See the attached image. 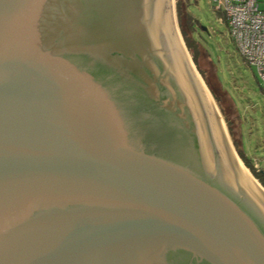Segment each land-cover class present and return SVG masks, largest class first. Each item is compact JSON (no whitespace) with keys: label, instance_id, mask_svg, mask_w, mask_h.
<instances>
[{"label":"water","instance_id":"95a60500","mask_svg":"<svg viewBox=\"0 0 264 264\" xmlns=\"http://www.w3.org/2000/svg\"><path fill=\"white\" fill-rule=\"evenodd\" d=\"M159 6L0 0V264H264Z\"/></svg>","mask_w":264,"mask_h":264},{"label":"rangeland","instance_id":"374dc122","mask_svg":"<svg viewBox=\"0 0 264 264\" xmlns=\"http://www.w3.org/2000/svg\"><path fill=\"white\" fill-rule=\"evenodd\" d=\"M173 2V30L176 33L177 39L182 40L181 42L183 43L181 44L180 42L182 47L181 55L183 63H185L184 67L186 68L184 76L186 73L190 75L191 67L187 63V60H185L183 51L188 56L189 61L191 60L192 70L198 78L200 85L204 87V90L206 89V93L209 94L215 109H217L218 128H220L222 133V138L219 137L220 142H225L227 145V152L225 151V147L222 149L223 153H221L224 154L222 157L229 164L232 161L231 158H233L237 165L236 169L240 174H245L246 170L256 185L259 184L264 189L240 159L233 136V133H236V137L239 140L240 133L236 129L237 126L235 127L234 125V123L237 125L239 123L236 113L233 112L234 103L239 115V121H241L242 149L244 154L253 165L264 171V92L257 78L256 71L249 67L240 55L230 37L226 17L222 11L215 9L213 0H190L187 4L188 14L200 23V30L197 31L196 35L194 34L191 37L192 46H194L196 58L198 59V69L192 58V52L188 49L182 34L184 24L182 20L180 21L177 12V0ZM196 42H199L201 47L209 53L210 58L205 53L202 52V54H205L202 56L198 52ZM199 70H204V75ZM215 74L218 76L221 87L225 92L221 91L220 83ZM207 79L212 82L218 91L215 90L218 93L216 94L219 95V102L215 97L216 94L214 95L211 91ZM196 108L198 111L201 110L199 102L196 103ZM202 115L204 119L205 113ZM227 117H229V120ZM211 120L214 124L212 118ZM228 121L231 122H229L230 125Z\"/></svg>","mask_w":264,"mask_h":264},{"label":"bare ground","instance_id":"6f19581e","mask_svg":"<svg viewBox=\"0 0 264 264\" xmlns=\"http://www.w3.org/2000/svg\"><path fill=\"white\" fill-rule=\"evenodd\" d=\"M173 1L174 0H160L159 18H160L161 24H162L163 29H164V33H165V37H166V41H167V45H168V49L170 52V56H171V60H172L174 70L177 74V77H178L180 83L182 84V86L186 90L189 98L195 104L197 102H199V104H201V110H199V111L197 110L198 114H199L200 118L202 119V121L204 120L203 115H202L203 113H205V116L208 118V121H209L208 123L210 124L209 125L210 131L212 132L211 134L213 135L214 141L216 142L219 150L223 153L222 149L225 147L226 148L225 151L227 152L226 143L222 142V141L220 142V138H222V133H221L220 128H218L219 122H217L218 121L217 120L218 114H216L217 109H215L214 104H213L212 99L210 98L209 94L206 93V91H205L206 89L204 90V87L200 85L198 78L196 77V75L194 74V71L192 70L193 66L190 63L191 60L189 61L188 56H186V54H184V51H183L182 52L183 56L185 57V60H187V63H189V65L191 67L190 75L186 73V75L184 76V71H186V68L184 67L185 63H183V57L181 55L182 47L180 45V42L182 40L177 39L176 33L173 30V16H174V14H173V6H174L173 3L174 2ZM181 44H183V43L181 42ZM190 80H191V82H190ZM188 81H189V83H188ZM206 95H207V97H206ZM211 118L213 119L214 124L212 123ZM204 126H205V124H204ZM222 156H224V154H222ZM231 159H232V161L229 164L223 158L226 167L228 169L230 168L234 173H236L239 177L237 175H235V176L237 179H239V182L241 183V185L248 192H250L251 195L255 196L257 194V191H258L256 183L254 182V180H252L250 178V176L247 174L248 172L246 170H245V174H240V172L236 169L237 168L236 162L234 161L233 158H231Z\"/></svg>","mask_w":264,"mask_h":264},{"label":"built area","instance_id":"2783aa9c","mask_svg":"<svg viewBox=\"0 0 264 264\" xmlns=\"http://www.w3.org/2000/svg\"><path fill=\"white\" fill-rule=\"evenodd\" d=\"M226 17L229 34L264 92V11L258 0H213Z\"/></svg>","mask_w":264,"mask_h":264},{"label":"trees","instance_id":"16d2710c","mask_svg":"<svg viewBox=\"0 0 264 264\" xmlns=\"http://www.w3.org/2000/svg\"><path fill=\"white\" fill-rule=\"evenodd\" d=\"M190 2V0H177V12L180 18V21L182 20L183 22V30H182V34L183 37L185 39L186 45L188 47V49L192 52V58L195 62V64L198 66L199 69V65L197 64V58H196V53L194 50V46H192V42H191V37H193V35L197 34V26L200 24L198 21H196L193 17H191L188 14V3ZM186 26V27H184ZM197 44V49L198 52H200V54L205 53L207 57L210 58V55L208 52H206L202 47L201 44L199 42H196ZM205 54H202L205 55ZM201 72L202 75H204V70H199ZM215 77H217L218 82L220 83V80L218 79V76L215 74ZM208 78V77H207ZM207 83L211 89V91L213 92V94L215 95L218 91L216 90V88L213 86L212 82L210 80L207 79ZM220 88L222 92H225L223 90V88L221 87V83H220ZM217 92H216V91ZM218 94V93H217ZM215 95V97L217 98L218 102H219V95ZM233 107H234V113H236L237 115V119H238V125L234 123L236 129L239 131L240 136H239V140L236 137V133H233V136L235 138V144H236V150L237 153L240 157V159L242 160V162L244 163V165L246 166V168L248 170L251 171V173L253 174V176L259 181V183L264 187V171L262 169H260L259 167L255 166L252 164V162L246 157V155L244 154V151L242 149V132H241V121H239V115L237 114L236 111V107L233 103ZM227 119L229 120V117H227ZM230 121H228L229 123ZM231 123V122H230ZM229 123V125H230ZM239 127V128H238ZM232 131V130H231Z\"/></svg>","mask_w":264,"mask_h":264},{"label":"crops","instance_id":"0c3cea01","mask_svg":"<svg viewBox=\"0 0 264 264\" xmlns=\"http://www.w3.org/2000/svg\"><path fill=\"white\" fill-rule=\"evenodd\" d=\"M260 8L264 11V0H258Z\"/></svg>","mask_w":264,"mask_h":264},{"label":"flooded vegetation","instance_id":"af4514ba","mask_svg":"<svg viewBox=\"0 0 264 264\" xmlns=\"http://www.w3.org/2000/svg\"><path fill=\"white\" fill-rule=\"evenodd\" d=\"M197 27H198L197 30H200V24Z\"/></svg>","mask_w":264,"mask_h":264}]
</instances>
